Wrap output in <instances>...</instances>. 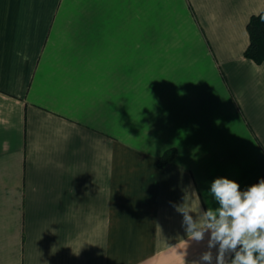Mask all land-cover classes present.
<instances>
[{"label": "crops", "instance_id": "1", "mask_svg": "<svg viewBox=\"0 0 264 264\" xmlns=\"http://www.w3.org/2000/svg\"><path fill=\"white\" fill-rule=\"evenodd\" d=\"M263 9L0 0V264H216L180 209L264 178V61L245 56Z\"/></svg>", "mask_w": 264, "mask_h": 264}, {"label": "clouds", "instance_id": "2", "mask_svg": "<svg viewBox=\"0 0 264 264\" xmlns=\"http://www.w3.org/2000/svg\"><path fill=\"white\" fill-rule=\"evenodd\" d=\"M210 191L219 204L215 210L194 219L187 208L180 209L188 241L201 242L210 232L208 248L219 245L216 264H225L228 251L235 254L231 264H264V178L241 190L237 181L218 177ZM212 260L210 251L200 257L203 264H212Z\"/></svg>", "mask_w": 264, "mask_h": 264}, {"label": "trees", "instance_id": "3", "mask_svg": "<svg viewBox=\"0 0 264 264\" xmlns=\"http://www.w3.org/2000/svg\"><path fill=\"white\" fill-rule=\"evenodd\" d=\"M247 29L250 35V43L245 51V56L261 63L264 61V9L259 14L251 17ZM175 152L174 149L167 151L160 159L161 165L171 161L175 156ZM234 255L225 264H231Z\"/></svg>", "mask_w": 264, "mask_h": 264}]
</instances>
